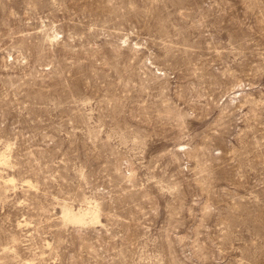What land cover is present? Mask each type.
I'll return each instance as SVG.
<instances>
[{
	"label": "rangeland",
	"instance_id": "rangeland-1",
	"mask_svg": "<svg viewBox=\"0 0 264 264\" xmlns=\"http://www.w3.org/2000/svg\"><path fill=\"white\" fill-rule=\"evenodd\" d=\"M0 153V264H264V0H0Z\"/></svg>",
	"mask_w": 264,
	"mask_h": 264
},
{
	"label": "bare ground",
	"instance_id": "bare-ground-1",
	"mask_svg": "<svg viewBox=\"0 0 264 264\" xmlns=\"http://www.w3.org/2000/svg\"><path fill=\"white\" fill-rule=\"evenodd\" d=\"M55 30H53L54 33ZM55 34V33H54ZM52 37H55V35L52 34ZM51 38V37H50ZM52 39V38H51ZM183 146V144L181 145ZM6 162L4 153H0V164H3ZM3 181H11V177L2 178ZM63 218L72 222H78V223H86L89 219V221H96L98 220V213L96 204H93L89 208H78L77 210H74L70 206L63 207ZM25 221V220H24Z\"/></svg>",
	"mask_w": 264,
	"mask_h": 264
}]
</instances>
